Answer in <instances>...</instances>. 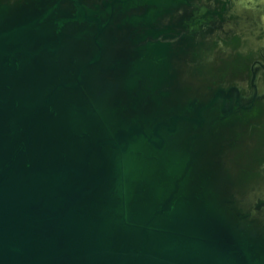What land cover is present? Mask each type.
<instances>
[{
	"label": "water",
	"instance_id": "water-1",
	"mask_svg": "<svg viewBox=\"0 0 264 264\" xmlns=\"http://www.w3.org/2000/svg\"><path fill=\"white\" fill-rule=\"evenodd\" d=\"M263 87L264 0H0V264H264Z\"/></svg>",
	"mask_w": 264,
	"mask_h": 264
},
{
	"label": "bare ground",
	"instance_id": "bare-ground-1",
	"mask_svg": "<svg viewBox=\"0 0 264 264\" xmlns=\"http://www.w3.org/2000/svg\"><path fill=\"white\" fill-rule=\"evenodd\" d=\"M252 1V0H251ZM218 38H220V39H223V36H221V35H219L218 34V36H217ZM217 37H213L212 39H214V38H217ZM244 47L242 48V55H244L245 53H244ZM218 51V50H217ZM227 53V54H226ZM228 53H230L229 51H224V52H222L221 51V55H220V59L221 60H225V61H229V60H231V57H230V54H228ZM240 57L242 56L241 54H238ZM212 56L214 57L215 55H214V52L212 53ZM226 57V58H225ZM235 58H238V57H235ZM183 81H184V83L186 84V85H189V86H191V87H194L196 90H197V93L199 94V93H203L204 92V90H203V88H201V87H199V86H196L197 84H195L196 82H197V80L196 79H194L193 77H185V78H183ZM194 81H195V83H194ZM242 85V84H241ZM260 92L263 94V96H264V87L263 88H261L260 89ZM245 146V144H243L242 146H239V147H244ZM240 149V148H239ZM239 149L238 150H235V152H223L222 153V162H223V165H221L220 167L222 168H220V170H218L217 169V172H218V179H217V181L220 183V187H222L223 186V184L224 185H226L228 188H229V191L230 192H232L233 193V195L236 197V199H242V198H244V199H251L253 196H255L257 193H258V190H259V188L261 187V185L260 186H258V187H256L255 189H251V191H249V193H245V192H241V191H238L237 190V188H236V186H235V183H234V180H233V176H231V167L232 168H234L236 165L234 164L233 166H232V164L231 163H228V164H226L225 162L227 161V159H230V158H232L233 157V154L235 153V155L236 156H238V151H239ZM234 155V156H235ZM237 170V169H236ZM227 180H229V183H228V181ZM236 194H238V196L236 195ZM238 197V198H237ZM245 201V200H244Z\"/></svg>",
	"mask_w": 264,
	"mask_h": 264
},
{
	"label": "rangeland",
	"instance_id": "rangeland-1",
	"mask_svg": "<svg viewBox=\"0 0 264 264\" xmlns=\"http://www.w3.org/2000/svg\"><path fill=\"white\" fill-rule=\"evenodd\" d=\"M220 38H214L213 40H215V41H218ZM214 55L215 56H217L218 58L220 57V55H221V52H218L217 50L216 51H214ZM226 58V57H225ZM232 58V57H231ZM194 83H195V81H194ZM195 84H197V82L195 83ZM243 148V147H242ZM242 148H240L239 149V151H238V157H240V161H238V163L239 162H241V161H243L244 160V148H245V146H244V148L242 149ZM226 164H228L227 162H225ZM240 164V163H239ZM236 167V166H235ZM234 167V168H235ZM234 168H232L231 167V176H233V180H234V183H235V186H236V188H237V190L238 191H241V192H245V193H249V191H251V189H255L256 187H258V186H260L261 184L260 183H258V184H251V185H247V186H244V188L245 189H243V188H240V186H239V180H238V178L236 177L237 175H238V173H239V171L238 170H236V169H234ZM217 176H219L218 174H217Z\"/></svg>",
	"mask_w": 264,
	"mask_h": 264
}]
</instances>
